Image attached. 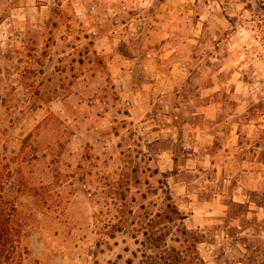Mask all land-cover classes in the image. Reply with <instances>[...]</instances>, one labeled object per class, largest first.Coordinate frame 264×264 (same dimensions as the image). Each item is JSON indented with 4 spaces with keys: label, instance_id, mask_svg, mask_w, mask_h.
<instances>
[{
    "label": "rangeland",
    "instance_id": "1",
    "mask_svg": "<svg viewBox=\"0 0 264 264\" xmlns=\"http://www.w3.org/2000/svg\"><path fill=\"white\" fill-rule=\"evenodd\" d=\"M0 211V264H141L152 230L264 264V0H0Z\"/></svg>",
    "mask_w": 264,
    "mask_h": 264
},
{
    "label": "trees",
    "instance_id": "2",
    "mask_svg": "<svg viewBox=\"0 0 264 264\" xmlns=\"http://www.w3.org/2000/svg\"><path fill=\"white\" fill-rule=\"evenodd\" d=\"M174 213L178 215L177 210H174ZM9 217L10 215L5 211H0V260L6 261L11 259L9 250L12 242L10 229L8 228ZM160 217V215H156L154 220H158ZM146 235V243L143 242L145 250L142 252L141 257L143 260L141 264H205L197 251L191 255L192 251L190 249L169 248L163 235L156 233L154 230Z\"/></svg>",
    "mask_w": 264,
    "mask_h": 264
},
{
    "label": "crops",
    "instance_id": "3",
    "mask_svg": "<svg viewBox=\"0 0 264 264\" xmlns=\"http://www.w3.org/2000/svg\"><path fill=\"white\" fill-rule=\"evenodd\" d=\"M202 116H203V119H204V120H207V121L210 123V122H212V121L215 120L216 112H213V111L208 110L206 113H203ZM216 123H217V122L212 123V125L215 126ZM220 124H221L220 127H225V126H226L224 122H223V123H219V125H220Z\"/></svg>",
    "mask_w": 264,
    "mask_h": 264
}]
</instances>
